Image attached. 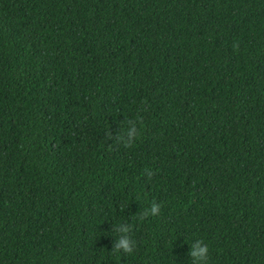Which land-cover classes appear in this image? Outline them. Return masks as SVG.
<instances>
[{
	"label": "trees",
	"instance_id": "trees-1",
	"mask_svg": "<svg viewBox=\"0 0 264 264\" xmlns=\"http://www.w3.org/2000/svg\"><path fill=\"white\" fill-rule=\"evenodd\" d=\"M196 240L264 264V0H0V264Z\"/></svg>",
	"mask_w": 264,
	"mask_h": 264
},
{
	"label": "clouds",
	"instance_id": "clouds-1",
	"mask_svg": "<svg viewBox=\"0 0 264 264\" xmlns=\"http://www.w3.org/2000/svg\"><path fill=\"white\" fill-rule=\"evenodd\" d=\"M139 134V129L136 125L131 126L127 129V137L128 141H126L125 146H131L130 142L135 140L137 135ZM117 140L122 139L120 133H117ZM160 213V205L153 203L146 214H150L152 216L159 215ZM143 215H141V219L143 218ZM122 232L124 235H122L118 242L114 245L112 251L119 252L123 251L125 253H131L133 251V243L130 241L129 237L127 236V233L129 232L128 227H124L122 229ZM189 256L192 259V264H208L209 259V248L208 245L205 244L202 240H196L194 243H192V247L189 251Z\"/></svg>",
	"mask_w": 264,
	"mask_h": 264
}]
</instances>
